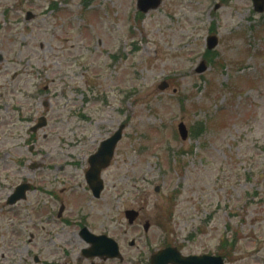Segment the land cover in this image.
<instances>
[{
  "label": "rangeland",
  "instance_id": "obj_1",
  "mask_svg": "<svg viewBox=\"0 0 264 264\" xmlns=\"http://www.w3.org/2000/svg\"><path fill=\"white\" fill-rule=\"evenodd\" d=\"M0 56L10 178L66 181L73 209L108 234L121 236L124 209L141 207L148 236L213 252L235 233L225 264H262L261 251L249 254L264 236V10L251 0H162L145 14L136 0H0ZM120 125L95 200L87 158Z\"/></svg>",
  "mask_w": 264,
  "mask_h": 264
},
{
  "label": "flooded vegetation",
  "instance_id": "obj_2",
  "mask_svg": "<svg viewBox=\"0 0 264 264\" xmlns=\"http://www.w3.org/2000/svg\"><path fill=\"white\" fill-rule=\"evenodd\" d=\"M6 161L0 165V264H160L163 257L158 258L157 254L168 247L169 241L158 233L147 235L152 223L148 218H141L142 208L127 229H118L121 236L108 231L119 245L118 257L99 251L93 253L82 229L95 235H107L106 227L96 228L84 213L73 209L68 198L74 192H70L68 183H58L53 179L47 181L42 174H38L37 179L31 175L33 180L22 178L17 182L19 178H10L5 174V169H11L13 163L12 160ZM12 174L16 171L12 170ZM25 182L30 184L31 189L25 192L24 197L21 195L22 199L12 203L10 200L16 186ZM56 184L62 185L58 192ZM261 205L264 207V199ZM260 222L264 223V208ZM157 225L161 223L157 221ZM128 230H136L134 233L138 239L129 240L125 250L120 243L121 238L128 236ZM139 230L143 237L138 235ZM176 247L184 255L196 254L182 245ZM260 251L264 255V236L260 239Z\"/></svg>",
  "mask_w": 264,
  "mask_h": 264
},
{
  "label": "water",
  "instance_id": "obj_3",
  "mask_svg": "<svg viewBox=\"0 0 264 264\" xmlns=\"http://www.w3.org/2000/svg\"><path fill=\"white\" fill-rule=\"evenodd\" d=\"M253 2L255 4L256 10H258V11L263 10L264 0H253ZM159 4H160V0H138V8L143 12H146L151 8L154 9ZM30 18H31V14L28 13L27 19H30ZM216 43H217V40L214 37L208 38V47L209 48H213L216 45ZM204 69H205V66L203 63H201L200 66L197 68V71L202 72V71H204ZM166 86H167V84L165 82H162L159 85V88L164 89ZM42 125H43V122L40 121L36 127H40ZM122 128H123V126H120L119 129L114 133L113 136L104 140L101 143V146L98 149V151L94 155H92L89 159L90 168L86 173V179H87V182H88L90 189L92 190V193L96 197L99 196V193L102 189V182L99 178V173L103 168H106L109 165L110 160H111L112 155H113L114 147L121 137ZM178 131H179L180 137L183 140L187 138V130H186V127L183 123H179ZM156 190H157V188H156ZM135 216H136V212H134V211H127L126 212V217L129 219V221H132ZM91 241L94 245L96 243H98L99 248H104V246L106 247L107 244H110L111 242H113L111 239L104 237V236L92 237ZM165 251L166 250H164L161 253H164ZM198 263H199V261H198ZM200 264H210V263L207 260H204Z\"/></svg>",
  "mask_w": 264,
  "mask_h": 264
}]
</instances>
